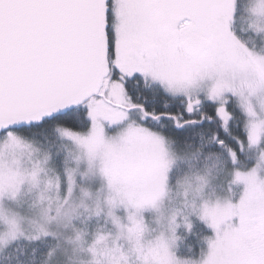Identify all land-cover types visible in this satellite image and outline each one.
<instances>
[{"label": "snow or ice", "instance_id": "obj_1", "mask_svg": "<svg viewBox=\"0 0 264 264\" xmlns=\"http://www.w3.org/2000/svg\"><path fill=\"white\" fill-rule=\"evenodd\" d=\"M0 264H264V0H0Z\"/></svg>", "mask_w": 264, "mask_h": 264}]
</instances>
